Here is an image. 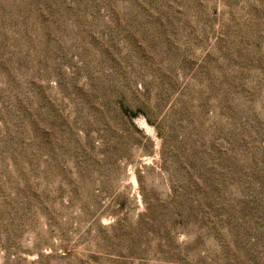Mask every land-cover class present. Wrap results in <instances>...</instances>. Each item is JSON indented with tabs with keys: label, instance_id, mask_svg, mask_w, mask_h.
I'll use <instances>...</instances> for the list:
<instances>
[{
	"label": "rangeland",
	"instance_id": "374dc122",
	"mask_svg": "<svg viewBox=\"0 0 264 264\" xmlns=\"http://www.w3.org/2000/svg\"><path fill=\"white\" fill-rule=\"evenodd\" d=\"M0 264H264V0H0Z\"/></svg>",
	"mask_w": 264,
	"mask_h": 264
}]
</instances>
